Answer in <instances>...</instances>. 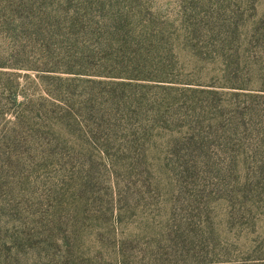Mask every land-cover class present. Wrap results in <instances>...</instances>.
Wrapping results in <instances>:
<instances>
[{
  "label": "rangeland",
  "instance_id": "374dc122",
  "mask_svg": "<svg viewBox=\"0 0 264 264\" xmlns=\"http://www.w3.org/2000/svg\"><path fill=\"white\" fill-rule=\"evenodd\" d=\"M36 1L0 0V264H68L58 247L70 264H264V0L123 1L88 7V20L82 0ZM75 13L83 26L127 16L146 44L125 58L139 60L103 70L149 77L115 87L67 72L68 33L49 22ZM87 78L105 80L93 92L112 133L82 114ZM12 129L27 140L10 151ZM51 206L66 214L53 251L37 235Z\"/></svg>",
  "mask_w": 264,
  "mask_h": 264
},
{
  "label": "trees",
  "instance_id": "16d2710c",
  "mask_svg": "<svg viewBox=\"0 0 264 264\" xmlns=\"http://www.w3.org/2000/svg\"><path fill=\"white\" fill-rule=\"evenodd\" d=\"M26 7H37L38 4H34L36 0H28ZM126 2V4L133 3L136 5V0H82L78 7H84L83 10V18L84 20H88L90 16L88 15L87 9L88 7H120V3ZM199 0H189L187 3V7H195ZM37 5V6H36ZM59 12H63V10H59ZM44 19L53 20L54 18L50 16L49 13H43L40 17ZM105 23L94 25L93 23H88L83 26L81 24V16L78 14H74L69 17V22L66 25L59 24L57 22H49V24L54 25L61 35V31H67L68 36L65 41L67 44V49H73L74 56L69 59V67L68 71L72 74H86L88 76L93 77H102L108 79H116V80H108L113 81L112 84L115 87H122V81L120 79H144L148 78V75L136 74L134 71H111V70H103V68L107 67H122L127 62L131 64L136 63L139 60V57L134 56L130 59L125 58L126 52L134 53V47L139 48L146 43H140L139 41H135L132 36V30L129 26L126 25L125 21L127 20V16L121 14H108L106 17ZM56 20H58L56 18ZM80 40L84 43L93 40L96 51H92L88 48L87 44H81ZM78 68V69H74ZM77 79V78H75ZM87 86L84 87L86 90L85 97L80 101V108L82 114L87 117L93 116L94 122L97 121V128L101 134L104 132L112 133L113 132V124L108 122L110 117H106L105 114H102L104 111H100L96 107V99L97 97L94 94V90L97 89L98 86L103 85L105 83L104 79L97 78H87L86 79ZM122 84V85H121ZM62 88L66 91H69L71 88L67 84H62ZM118 90L117 88H113ZM120 91V90H118ZM110 100L115 103L118 102V96L109 94ZM68 112L64 113V119L69 120L67 117ZM10 132L11 135L8 138L2 139V144L6 142L10 147V151L15 150L17 147L21 145L22 142H25L27 139L19 137L22 133L20 130L12 129ZM12 153V152H11ZM1 154V152H0ZM122 162L129 165V167L134 168L139 162V157L136 155L125 154L122 155ZM84 168L77 173L74 178L76 184L85 189L91 187L95 178L93 172L88 166V164L84 161ZM5 165H8L12 168H16L15 164H12L8 161ZM4 165V166H5ZM3 167V166H2ZM7 171L0 169V178H4L6 176ZM47 219L41 228L40 232L37 235L43 234L48 243L41 242V247H44L47 250L53 251L56 247V240L58 237H64L65 224H66V214L65 213H56L54 211L53 206L47 212ZM27 239H25L24 235L18 234L16 238H12V243L14 247L23 244L26 241L32 240V235L25 233ZM172 234L165 235V237L171 238ZM169 238V239H170ZM57 251L60 255V260L68 261V264L71 262L69 259H72L73 251L70 249H65L62 247H58ZM79 256H82L79 254ZM173 258H177V254L172 255ZM50 264H60L53 262L51 256Z\"/></svg>",
  "mask_w": 264,
  "mask_h": 264
}]
</instances>
